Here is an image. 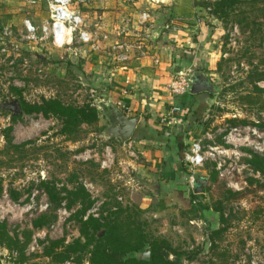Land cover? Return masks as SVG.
<instances>
[{
	"label": "rangeland",
	"instance_id": "374dc122",
	"mask_svg": "<svg viewBox=\"0 0 264 264\" xmlns=\"http://www.w3.org/2000/svg\"><path fill=\"white\" fill-rule=\"evenodd\" d=\"M95 1L87 4L96 6L91 10L87 5H74L81 7L87 29L93 33L99 16L92 11L104 9L97 7L101 1ZM121 2L139 13L141 21L137 20V30L117 35L119 44H131L128 49L115 43L105 45L112 39L97 33L94 43L101 45L99 49L81 43L65 50L39 39L42 22L49 18L48 0L36 4L0 0V31L6 25L12 29L11 35L0 36V221L6 222L18 242L12 251L0 244V264H78L79 260L89 264L88 249L62 260L57 254L46 255L44 247L63 237L72 242L81 236V218L93 215L104 222L119 207L138 217L149 237L167 240L181 253L183 264H264V175L249 163L254 154L264 156V129L259 126L264 122V92L256 90V85L264 89V0H238L236 8L221 17L215 13L216 0ZM26 19L37 27V39L28 38ZM181 24L187 25L196 42L190 48L192 54L203 51L210 40L206 57L189 69L188 76L200 68L213 84V92L205 94L199 113V97L192 100L194 114L184 106L182 117L190 115V119L183 130L173 128L171 114L159 118L163 133L183 135L184 173L179 181L162 183L139 166L145 161L134 142L130 145L132 138L122 141L105 135L110 124L107 118L102 124L82 125L76 140L60 133L62 122L54 117L23 113L13 121V106L7 104L21 98L13 89H21L28 102L56 97L76 106L96 104L101 91L92 77L95 71L107 72L135 54L142 55L148 38L156 36L163 42L164 34L168 36L164 30L171 25L169 30L175 31L184 27ZM123 53L128 58L118 59ZM93 88L96 92H91ZM9 125L15 143L31 139L35 143L16 151L4 150L3 128ZM194 142L200 143L206 155L196 167L185 158ZM47 178H55L61 188L83 184L92 205L75 203L69 208L70 199L64 192L67 198L57 207L39 186ZM198 180L204 183L199 185ZM11 189L21 193L19 200L11 199ZM229 191L238 196L231 197ZM218 206H222L225 222L215 210ZM84 207L82 217L77 211ZM35 221L45 223L36 227Z\"/></svg>",
	"mask_w": 264,
	"mask_h": 264
},
{
	"label": "crops",
	"instance_id": "0c3cea01",
	"mask_svg": "<svg viewBox=\"0 0 264 264\" xmlns=\"http://www.w3.org/2000/svg\"><path fill=\"white\" fill-rule=\"evenodd\" d=\"M98 1L101 2L97 7L104 9L92 11L95 17L99 16L95 19L94 30H97V33L104 39L108 37L112 39L105 45H113L114 43L118 45L117 35L121 31L127 35L132 28L137 30L139 27L137 22L140 19L139 13L129 11L126 6H123L121 0ZM96 2L94 0L89 4ZM87 4H81V7ZM87 6L90 7V10L96 7L95 5ZM81 7L78 10L83 15L87 28L88 23ZM175 23L177 24V22ZM170 26H168V30H164V33H168V36L164 34V40L167 44H164V40L161 42L160 38L157 39L156 36L146 38L145 46L147 49L142 52V55L135 54L127 63L117 64L107 72L99 69L92 75L99 91H101L99 95L103 102L116 105L127 116L139 117L135 133L130 140L131 144L134 142L144 158L145 163L139 164V166L145 167L146 171L150 172L154 178L166 184L175 183L179 181L178 178L183 176L181 175L184 173L182 172L184 169L181 168L182 160L177 153L179 150L177 142L183 135L174 136L171 133L169 135L163 133L161 129L162 119L159 118H163L166 113H171L173 107L181 106V111L172 115L171 124L176 131L183 130L196 108L194 101H192L193 97L202 99L200 109L198 107L196 113H199L206 102L203 100L205 95L202 94L189 92L174 95L168 85L178 73L188 72L196 64H200L204 60V56L206 57L205 52L208 51L210 43L209 40L204 45L203 51L192 54L189 51L193 50L190 48H195L196 42L189 33L191 30L187 28L186 24H181L180 26L184 27L177 28L178 23L175 31L169 30ZM172 28L174 29V27ZM126 30L129 33H126ZM182 98L187 100L186 104L182 102ZM119 103L120 105H118ZM185 105L191 107L192 110L186 119L182 117ZM96 106L103 107L104 104L98 103ZM106 118L101 113L99 123L102 124ZM157 129L161 131H156ZM116 139L118 140V138Z\"/></svg>",
	"mask_w": 264,
	"mask_h": 264
},
{
	"label": "trees",
	"instance_id": "16d2710c",
	"mask_svg": "<svg viewBox=\"0 0 264 264\" xmlns=\"http://www.w3.org/2000/svg\"><path fill=\"white\" fill-rule=\"evenodd\" d=\"M217 16H222L236 8L238 0H216ZM21 98L19 99L23 113L43 115L45 118L54 117L61 120L62 125L60 133L69 140H76L82 125L92 126L97 124L100 119V110L92 104L86 103L83 105L67 104L60 98L43 97L38 102H28L23 98L21 89H13ZM256 90L264 92V89L257 87ZM1 110V105H0ZM22 115V114H21ZM21 115H13V121H16ZM246 122V121H243ZM264 129V122L261 123ZM13 126L9 125L3 128V137L6 140V147L4 150H20L25 146L35 143L34 139L24 141L22 143H15L12 135ZM178 155L181 159L184 157L183 141L179 139ZM3 150V151H4ZM250 165L258 172L264 175V156L254 154L249 159ZM213 179L217 180V172L213 171ZM3 179L0 177V194L3 191ZM51 203L57 207L61 205L63 200L67 197L63 193L68 194L70 201L68 207L71 208L75 203H83L91 206V194L86 190L83 184L74 183L72 189L67 187H59L55 178L42 179L39 183ZM231 197L238 196V193L229 191ZM11 199L17 201L21 197V193L17 190L11 189ZM86 207L79 209L77 212L82 217L86 214ZM220 213V219L225 222L224 212L222 206L215 208ZM82 225L80 227L81 236L67 243L66 239L58 238L51 240L44 247V253L48 256L55 254L59 259L69 258L72 254H80L88 249L89 264H183L181 253L176 251L172 245L165 239L156 237H149L140 228L141 221L138 217L128 213L122 207L112 211L106 221L102 222L100 218L89 215L86 219L81 218ZM45 222L39 221L34 223L36 227H41ZM222 229L213 231L217 234ZM151 236V235H150ZM0 244L12 251L18 244L17 239L10 234L7 224L0 221ZM146 248L150 249L149 258H140L139 254L144 252ZM174 255L173 258L170 256ZM24 260V256L21 258ZM78 264H83L82 260Z\"/></svg>",
	"mask_w": 264,
	"mask_h": 264
},
{
	"label": "built area",
	"instance_id": "2783aa9c",
	"mask_svg": "<svg viewBox=\"0 0 264 264\" xmlns=\"http://www.w3.org/2000/svg\"><path fill=\"white\" fill-rule=\"evenodd\" d=\"M30 4H36L38 0H27ZM94 0H48L47 9L49 12V18L42 22L41 31L42 35L39 37L40 40L51 42L53 45L62 48V49H71L76 44H92L94 49H99V45L94 43V34L97 35V32L93 33L86 28L85 20L81 12L74 7L81 4H86ZM129 2H134L136 0H127ZM148 14H144L146 18ZM24 24L29 32V39H37V27H35L31 20L26 19ZM12 34V29L10 25H6L2 31H0V36L5 37ZM118 47H124L128 49L130 47L128 44H118ZM128 46V47H127ZM6 49H2L1 52H5ZM118 59H127L128 54H121L117 57ZM188 76V72L178 73L173 80L168 85L170 91L175 95H182L190 92L191 88V79ZM91 92H96L93 88ZM102 102V103H101ZM105 104L101 100V97L97 100V105ZM108 103V102H107ZM120 105V103L118 104ZM97 107V106H96ZM99 107V108H98ZM100 110L102 107L98 106ZM101 107V108H100ZM182 107L177 106L173 107L171 110V115L177 114L181 111ZM172 121H170L171 123ZM130 145L132 146L131 142ZM191 153L186 154L187 163L196 167L204 163L206 155L201 151V145L199 142H194L191 148ZM135 155L136 152L132 151Z\"/></svg>",
	"mask_w": 264,
	"mask_h": 264
},
{
	"label": "water",
	"instance_id": "95a60500",
	"mask_svg": "<svg viewBox=\"0 0 264 264\" xmlns=\"http://www.w3.org/2000/svg\"><path fill=\"white\" fill-rule=\"evenodd\" d=\"M158 35L156 31L154 35ZM191 79V94H198L203 91L213 92V84L209 83L208 77L200 75L199 77L192 74L190 76ZM13 106V114L21 115L23 114V109L21 107V103L19 99H14L11 102ZM100 112L104 114L109 120L110 124L105 130V135L107 137H115L122 141H127L132 138L135 133L136 127L138 125L139 117H130L123 113L122 110H119L116 105L112 103H105L104 106L100 109ZM199 185L204 183V180H198ZM198 191H201V187L197 188ZM196 190V191H197ZM140 258H149L150 257V249L146 248L144 252L139 254Z\"/></svg>",
	"mask_w": 264,
	"mask_h": 264
},
{
	"label": "flooded vegetation",
	"instance_id": "af4514ba",
	"mask_svg": "<svg viewBox=\"0 0 264 264\" xmlns=\"http://www.w3.org/2000/svg\"><path fill=\"white\" fill-rule=\"evenodd\" d=\"M192 73L195 74V76H197V77H199L200 75H203V76L206 77V75H204V74L202 73L201 69L198 68V67H197ZM208 81H209V78H208ZM209 83H211V82L209 81ZM209 93H211V92H209V91H203V92H200V93H198V94H200V95H201V94H202V95H205V94H209ZM7 105L11 107V104H10V103H8ZM197 182H198V181H197Z\"/></svg>",
	"mask_w": 264,
	"mask_h": 264
}]
</instances>
